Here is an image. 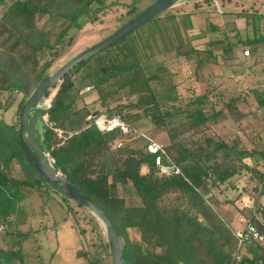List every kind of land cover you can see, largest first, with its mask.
<instances>
[{
    "label": "trees",
    "instance_id": "16d2710c",
    "mask_svg": "<svg viewBox=\"0 0 264 264\" xmlns=\"http://www.w3.org/2000/svg\"><path fill=\"white\" fill-rule=\"evenodd\" d=\"M139 2L129 4L128 13L133 15L128 22L150 6L138 11ZM115 4L117 1L108 0H0V91L24 95L18 114L82 28L83 20L101 21ZM263 17L253 16V36L247 40L233 42L224 30L220 43L225 56L231 58L241 45H248L253 54L264 46L259 24ZM47 22L60 27L49 29ZM231 30L236 31V27ZM134 32L66 74L52 98L49 124L38 135L55 158L54 165L109 216L120 238L124 264H228L236 239L233 224L220 213L223 202L213 189L221 192L224 185L246 171L256 183L257 203L264 195V150L229 145L211 131L210 121L226 112L239 128L245 127V135L250 137L253 130L258 135L264 131V92H257L259 111H245L235 100L218 111L210 110L215 87L187 102L172 93L161 99L151 81H161L167 68L161 65L151 74L146 72L138 52L126 41ZM46 53L49 58L42 62ZM211 56L216 58V53ZM204 63L202 58L196 65L201 70ZM86 86L96 90L101 108L109 115L120 114L127 123L146 117L156 127L164 128L169 137L165 147L182 174L156 176L147 140L133 137V131H99L95 118L90 117L97 109L78 106L80 91ZM124 90L139 94L131 106L142 109V113L124 112L126 107L121 105L110 107L109 102ZM18 123L0 119V225L6 228L16 223L17 206L28 197L23 187L40 195L51 194L46 186L60 192L45 183L29 164L21 148ZM55 129L63 130V137ZM129 136L133 139L117 145ZM248 157L256 158L254 165L246 161ZM144 164L149 166L147 173L142 172ZM16 169L21 177L14 175ZM129 185L138 203L127 204L119 195V186ZM130 229L138 231L140 240L132 237ZM24 235L17 232L8 248L0 242V264H24ZM107 247L112 260L109 241ZM96 259L92 256L90 264H96ZM241 264H264V244L246 247Z\"/></svg>",
    "mask_w": 264,
    "mask_h": 264
},
{
    "label": "rangeland",
    "instance_id": "374dc122",
    "mask_svg": "<svg viewBox=\"0 0 264 264\" xmlns=\"http://www.w3.org/2000/svg\"><path fill=\"white\" fill-rule=\"evenodd\" d=\"M112 1H117V4L106 11L101 21L83 20L82 28L56 58L49 69V75L57 73L73 58L128 23L133 15L128 13L129 4L134 0H108ZM153 1L140 0L138 11L151 5ZM254 15L264 16V0H180L161 17H155L138 28L126 41L138 52L147 73L155 72L161 65L167 68L160 82L151 81L154 91L161 99L168 98L172 93L177 94L181 102H187L189 98L215 87L211 92L213 105L210 110L218 111L229 100H235L245 111H259L258 95L264 92V46L256 54L251 52L248 57H244L243 52L246 49L251 51L250 47L238 46L236 54L229 58L225 56L224 45L220 43L224 30L233 42L253 36ZM42 21H46V18ZM259 21L260 32L264 33V17ZM47 27L57 30L60 24L54 26L47 22ZM213 27H218L219 30H214ZM232 27H236V31L231 30ZM213 53H216V58L211 56ZM238 55L241 59L236 57ZM47 58L48 53L42 62ZM202 58H205V63L200 70L196 64ZM55 90L56 88L51 89L49 94H53ZM23 96L18 91H0V119L3 122L18 123L17 109ZM138 99L139 94L124 90L109 105L112 108L125 106L124 112L142 113V109L131 106ZM78 106H89L93 110L97 109L98 114H109L105 108H101L95 89L82 94ZM247 120L250 121L251 117L248 116ZM243 121L245 124V120ZM47 124L48 121L41 118L37 134L42 133ZM210 124L211 131L229 145L264 150V131L256 135V130H253V134L248 137L245 135V127L244 130L239 128L226 112L212 118ZM129 125L133 137H150L164 145L169 141L166 130L156 127L149 118L144 117ZM130 139L133 138L129 136L121 139L117 145ZM246 161L254 165L256 158L248 157ZM148 171L149 166L144 164L142 172ZM14 175L22 176L19 170ZM250 176L245 171L224 185L221 192L213 189L217 198L223 202L220 213L235 227L240 225V210H245L258 195L256 183ZM46 187L51 191L49 196L23 187L28 197L17 206L16 223L0 231L1 244L8 248L16 239L17 232L24 233V264H90L92 256L97 258L96 264H113L107 247V231L101 220L85 206L61 192H53L49 186ZM118 192L126 198L127 204L139 202L130 185L119 186ZM261 203L264 205V195ZM13 218L15 220V216ZM130 233L133 238L140 240L136 229H130Z\"/></svg>",
    "mask_w": 264,
    "mask_h": 264
},
{
    "label": "water",
    "instance_id": "95a60500",
    "mask_svg": "<svg viewBox=\"0 0 264 264\" xmlns=\"http://www.w3.org/2000/svg\"><path fill=\"white\" fill-rule=\"evenodd\" d=\"M178 1L180 0H156L111 36L73 58L60 68L57 73L45 76L28 97L19 113L20 143L29 164L45 183L50 184L56 190L85 206L101 220L107 231L113 264H124L121 242L116 228L109 216L46 158L44 154L45 147L41 142L40 136L37 134V125L41 118L46 120L49 118V109L40 107L39 105L49 95L51 89L56 88L57 92V86L62 82L66 74L77 65L122 40L128 34L167 11ZM98 113L99 111L96 110L90 117L95 118Z\"/></svg>",
    "mask_w": 264,
    "mask_h": 264
},
{
    "label": "built area",
    "instance_id": "2783aa9c",
    "mask_svg": "<svg viewBox=\"0 0 264 264\" xmlns=\"http://www.w3.org/2000/svg\"><path fill=\"white\" fill-rule=\"evenodd\" d=\"M243 54L248 57L251 52L249 49H246ZM92 89V86H86L81 89L80 93L85 94ZM55 94L56 90L53 94H49L45 97L39 106L50 109L52 105V98ZM95 125L98 130L103 133L111 132L116 129L121 130L123 133H129L132 131L129 123H127L120 114H98L95 117ZM55 130L60 137H63V130ZM144 137L147 140V152L153 156L154 174L156 176L169 177L182 174L181 168L169 156L164 144L153 138ZM44 154L50 163L55 164V158L52 157L51 153L47 149H45ZM261 205L260 199H258L257 203L253 202L247 207L246 211L239 213L238 222L240 225L238 227L230 225L236 239V246L232 253V259L228 264H241L246 247L255 243L264 244V212L262 210L263 205ZM5 229L6 227L4 225H0V231Z\"/></svg>",
    "mask_w": 264,
    "mask_h": 264
},
{
    "label": "crops",
    "instance_id": "0c3cea01",
    "mask_svg": "<svg viewBox=\"0 0 264 264\" xmlns=\"http://www.w3.org/2000/svg\"><path fill=\"white\" fill-rule=\"evenodd\" d=\"M236 57L240 58L241 56L238 55V56H236ZM240 59H241V58H240ZM261 197H262V196L259 197L260 202H261ZM261 204H262V203H261ZM263 206H264V205H263Z\"/></svg>",
    "mask_w": 264,
    "mask_h": 264
},
{
    "label": "bare ground",
    "instance_id": "6f19581e",
    "mask_svg": "<svg viewBox=\"0 0 264 264\" xmlns=\"http://www.w3.org/2000/svg\"><path fill=\"white\" fill-rule=\"evenodd\" d=\"M44 120H46V119H44Z\"/></svg>",
    "mask_w": 264,
    "mask_h": 264
}]
</instances>
